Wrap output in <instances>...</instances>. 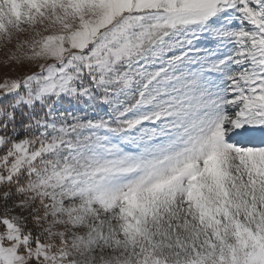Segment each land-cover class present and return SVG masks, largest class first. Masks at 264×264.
<instances>
[{
    "label": "snow or ice",
    "instance_id": "6c2138e0",
    "mask_svg": "<svg viewBox=\"0 0 264 264\" xmlns=\"http://www.w3.org/2000/svg\"><path fill=\"white\" fill-rule=\"evenodd\" d=\"M0 48V264H264V0H0Z\"/></svg>",
    "mask_w": 264,
    "mask_h": 264
},
{
    "label": "rangeland",
    "instance_id": "374dc122",
    "mask_svg": "<svg viewBox=\"0 0 264 264\" xmlns=\"http://www.w3.org/2000/svg\"><path fill=\"white\" fill-rule=\"evenodd\" d=\"M6 53L5 50L0 48V83H3L5 79H14L17 78L20 73L11 71L8 67L5 66ZM11 100V97H8L4 100H0V107L6 105Z\"/></svg>",
    "mask_w": 264,
    "mask_h": 264
}]
</instances>
